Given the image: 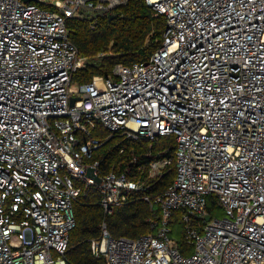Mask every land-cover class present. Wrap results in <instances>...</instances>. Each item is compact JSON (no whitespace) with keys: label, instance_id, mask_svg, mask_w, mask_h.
<instances>
[{"label":"built area","instance_id":"1","mask_svg":"<svg viewBox=\"0 0 264 264\" xmlns=\"http://www.w3.org/2000/svg\"><path fill=\"white\" fill-rule=\"evenodd\" d=\"M125 1L0 0V264H70L82 190L96 187L110 214L146 188L87 161L96 127L176 141L173 181L143 197L153 231L113 237L103 222L91 249L105 264H264V0H144L165 20L158 48L72 85L83 58L67 20ZM169 164L151 162L149 175ZM176 211L186 254L170 235Z\"/></svg>","mask_w":264,"mask_h":264},{"label":"trees","instance_id":"2","mask_svg":"<svg viewBox=\"0 0 264 264\" xmlns=\"http://www.w3.org/2000/svg\"><path fill=\"white\" fill-rule=\"evenodd\" d=\"M67 28L68 38L83 58V64L71 76V82L80 85L95 75L111 76L117 63L130 64L147 59L162 41L165 20L156 16L144 0H126L103 14L69 18ZM92 135L102 144L87 161L99 162V175L109 171L125 173L146 188L134 191L127 202L116 206L110 214L104 213L96 187L82 190L73 203L76 224L65 252L70 264H105V259L96 256L91 249L92 240L101 237L103 222L113 237L135 238L152 232L149 219L155 217L156 209L143 197L164 190L175 177L176 141L173 135L134 140L110 134L99 127L92 130ZM162 159H170V164L161 174L150 176V163ZM216 206L214 198L210 197L206 210L211 213ZM180 216L181 211L172 215L170 232L175 233V244L186 254L191 248L183 238Z\"/></svg>","mask_w":264,"mask_h":264},{"label":"water","instance_id":"3","mask_svg":"<svg viewBox=\"0 0 264 264\" xmlns=\"http://www.w3.org/2000/svg\"><path fill=\"white\" fill-rule=\"evenodd\" d=\"M23 1H24V2H29V1H35V0H23ZM87 175H88V176H91V177H94L95 180H96L97 182L100 181L99 177H98L97 175L94 174L93 169H92L91 167H88V168H87ZM204 217H205L206 219H209V218H210V214H209V213H205Z\"/></svg>","mask_w":264,"mask_h":264},{"label":"rangeland","instance_id":"4","mask_svg":"<svg viewBox=\"0 0 264 264\" xmlns=\"http://www.w3.org/2000/svg\"><path fill=\"white\" fill-rule=\"evenodd\" d=\"M72 85H77V84H75V83L72 82ZM75 99H76V97H71V99H70V106H72V104L75 101ZM213 211H215V215H221V210H219L217 206L215 207V209H213ZM170 235H171L172 239L175 240V238H176L175 233L174 232H171Z\"/></svg>","mask_w":264,"mask_h":264}]
</instances>
